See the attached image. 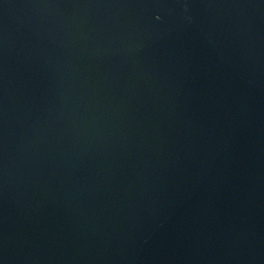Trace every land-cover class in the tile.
I'll return each mask as SVG.
<instances>
[{
	"label": "water",
	"instance_id": "obj_1",
	"mask_svg": "<svg viewBox=\"0 0 264 264\" xmlns=\"http://www.w3.org/2000/svg\"><path fill=\"white\" fill-rule=\"evenodd\" d=\"M0 264H264V0H0Z\"/></svg>",
	"mask_w": 264,
	"mask_h": 264
}]
</instances>
